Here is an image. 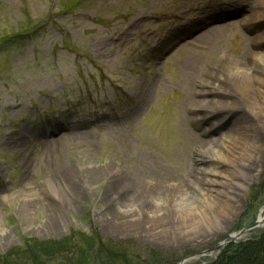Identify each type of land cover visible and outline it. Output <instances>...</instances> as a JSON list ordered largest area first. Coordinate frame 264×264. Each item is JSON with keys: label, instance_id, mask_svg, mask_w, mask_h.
<instances>
[{"label": "rangeland", "instance_id": "374dc122", "mask_svg": "<svg viewBox=\"0 0 264 264\" xmlns=\"http://www.w3.org/2000/svg\"><path fill=\"white\" fill-rule=\"evenodd\" d=\"M256 2L0 0V255L72 230L139 254L183 255L259 216L238 239L263 227L264 203L248 198L264 179V123H218L192 109L194 90L207 85L183 68L188 54L207 68L216 52L226 62L211 75L231 77L226 65L250 59L264 28L263 18L240 21V5ZM197 13L207 20L195 23ZM185 23L192 30L168 40ZM253 41L264 45V36ZM240 134L257 144L244 166L198 147ZM124 176L142 190L115 191ZM196 176L223 183L206 198ZM176 191L181 210L170 200Z\"/></svg>", "mask_w": 264, "mask_h": 264}, {"label": "bare ground", "instance_id": "6f19581e", "mask_svg": "<svg viewBox=\"0 0 264 264\" xmlns=\"http://www.w3.org/2000/svg\"><path fill=\"white\" fill-rule=\"evenodd\" d=\"M240 11L244 14L240 21H248L253 19H264V0H257L254 5H240ZM239 10H235L237 13ZM225 14V13H224ZM212 15V13H211ZM207 14H198L195 16V23H202L207 20ZM254 31L253 40L264 36V28H256ZM192 29L188 23L180 24L174 32L169 33V39L180 38L185 35V32H190ZM213 30L208 29L207 34L202 36V39L206 36L212 35ZM254 48L250 52V59L237 62L231 61L226 65L227 73L231 77H215L211 75L210 70L215 67L220 69L221 64H224L225 59H216V52H213V57L207 60V68L203 67V61L199 55L188 54L183 62V68H185L190 74L195 73L196 79L206 87L196 88L193 94L192 109L197 112H201L203 115H208L216 119L221 123L225 120V123L231 121H245L251 119L252 115L255 117L253 124L264 123V54L263 44L260 42H254ZM263 125V124H262ZM222 126V125H221ZM220 126V127H221ZM246 126L245 124L243 127ZM218 140L200 141L198 146L200 150L206 154L207 151L216 154V159L223 160L231 163L234 166H244L246 162L255 156L257 151V144H252L251 141L242 134L230 137L225 135ZM223 138V139H222ZM222 139V140H221ZM222 141L223 147L218 146L214 141ZM228 140V141H227ZM205 157V155H204ZM239 163V165H237ZM207 166L203 165L205 170ZM241 168V167H239ZM197 177V176H196ZM213 183H223L217 179L202 180L200 176L197 177L193 184L200 185V192L206 198L211 197L210 191L214 189L210 186ZM115 191H122L121 193L127 196L133 193H138L142 190L143 186L138 182L131 180L128 177H120L113 184ZM202 187V188H201ZM170 197L171 202L177 203L176 210H181L183 205L182 192L176 191ZM223 192V191H218ZM132 193V194H131ZM225 197H229L230 193L223 192ZM151 193L148 195L150 196ZM183 211V210H182ZM177 213V212H176ZM175 214V213H174ZM260 218V217H259Z\"/></svg>", "mask_w": 264, "mask_h": 264}, {"label": "trees", "instance_id": "16d2710c", "mask_svg": "<svg viewBox=\"0 0 264 264\" xmlns=\"http://www.w3.org/2000/svg\"><path fill=\"white\" fill-rule=\"evenodd\" d=\"M252 189L249 202L263 204L264 179L261 178ZM247 218H250L248 213L242 220ZM120 243L103 240L95 232L80 230H72L63 238H26L20 246L3 252L0 264H177L181 257L193 253L176 255L147 251L139 254ZM186 264H264V226L246 238L228 243L214 257L200 256L197 261Z\"/></svg>", "mask_w": 264, "mask_h": 264}, {"label": "water", "instance_id": "95a60500", "mask_svg": "<svg viewBox=\"0 0 264 264\" xmlns=\"http://www.w3.org/2000/svg\"><path fill=\"white\" fill-rule=\"evenodd\" d=\"M259 222H260V219L258 218L252 225L244 227V228L238 230L237 232H234V233L226 235L223 239H221L220 241H218L214 245L210 246L209 248L204 249V250H202L200 252L191 254V255H187V256L181 258L180 261L178 262V264H184V262H186L187 260H189V259H191L193 257L217 251L219 248H221L222 246L226 245L227 243H229L231 241H235L236 239H238L247 230L251 229L252 227L257 226L259 224Z\"/></svg>", "mask_w": 264, "mask_h": 264}]
</instances>
